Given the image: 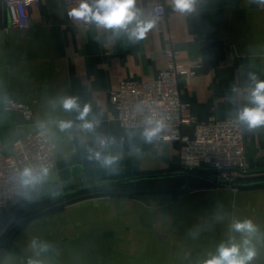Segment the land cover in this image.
I'll list each match as a JSON object with an SVG mask.
<instances>
[{
  "label": "crops",
  "instance_id": "crops-1",
  "mask_svg": "<svg viewBox=\"0 0 264 264\" xmlns=\"http://www.w3.org/2000/svg\"><path fill=\"white\" fill-rule=\"evenodd\" d=\"M152 1L138 0L146 15ZM78 4L42 0L29 10L30 26L18 29L11 26L0 0V147L8 154L15 140L46 128L56 143L58 161L84 150L105 151L110 157L139 161L141 171H163L179 163L181 144L149 143L142 130L120 124L111 95L122 81L157 77L168 66L166 49L174 47L177 62L196 71L181 80L182 98L193 116L207 122L212 116H236L247 103L249 72L264 80V5L198 0L193 13L179 14L166 0V17L132 44L124 34L113 36L70 17ZM66 96L91 105L89 118L95 114L99 119L94 132L58 129L57 120L75 117L60 107ZM6 98L30 105L32 119L6 112ZM129 133L135 135L130 139ZM245 137L247 163L264 162L261 128L248 131L245 126ZM58 180V169L50 171L42 189ZM190 189L177 197L143 193L74 202L26 222L9 240L11 247L0 249V262L28 264L33 258L29 243L38 238L55 248L39 257L45 264H202L231 234L233 220L251 219L261 236L255 264H264V192L234 193L216 184ZM217 216L223 219L218 222Z\"/></svg>",
  "mask_w": 264,
  "mask_h": 264
},
{
  "label": "built area",
  "instance_id": "built-area-1",
  "mask_svg": "<svg viewBox=\"0 0 264 264\" xmlns=\"http://www.w3.org/2000/svg\"><path fill=\"white\" fill-rule=\"evenodd\" d=\"M14 28L27 29L31 22L29 10L40 6L42 0H2ZM69 5L78 0H65ZM160 21L167 15L166 0H154L150 7ZM167 68L157 77L149 80H125L112 92L111 100L117 111V120L128 129L142 130L148 118L163 119L166 127L153 139L158 143L179 142L180 162L184 169L205 167L215 170V176L229 181L238 180L240 174L248 172V142L245 125L236 116L219 119L212 116L207 122H200L189 111L184 102L180 82L184 76H194L176 60L177 51L169 47L165 51ZM6 112L17 111L26 120H31L30 105L17 98L3 100ZM191 127L190 133L184 129ZM264 135V127H261ZM57 146L46 128L18 138L11 153L0 147V213L10 212L13 205L22 201L21 189L16 182L17 172L26 165L46 166L49 171L57 169ZM25 200V198H24Z\"/></svg>",
  "mask_w": 264,
  "mask_h": 264
},
{
  "label": "clouds",
  "instance_id": "clouds-1",
  "mask_svg": "<svg viewBox=\"0 0 264 264\" xmlns=\"http://www.w3.org/2000/svg\"><path fill=\"white\" fill-rule=\"evenodd\" d=\"M171 8L179 14H190L196 10L198 0H169ZM250 3L264 5V0H249ZM70 17L82 20L87 24L94 25L97 29L111 32L113 36L119 37L124 34L129 43L136 44L146 38L148 32L156 24L158 17L153 14L146 15L144 10L138 6V0H79L77 7L69 11ZM249 89L247 91V103L236 112V118L246 126L248 131H255L264 127V80L258 79L255 73H248ZM233 93L239 95L238 89H232ZM234 97L230 102L234 101ZM60 107L68 113H74V119L57 120L56 126L61 132L71 134L72 129L89 133L94 132L99 123L98 117L93 114L90 104L81 105L79 98L66 96L60 100ZM79 122V123H77ZM145 128L141 136L146 142H152L166 127L163 119L145 121ZM40 127L45 125L41 122ZM134 133H129L131 139ZM94 159L101 168H110L114 157L103 155L101 152L94 154ZM49 169L41 165L39 167L26 165L16 174V182L21 189V195L26 200L38 197L39 192L49 181ZM58 192H53V195ZM217 221L223 219L216 217ZM230 235L221 241L214 252H209L202 264H255L259 256L257 242L261 239L259 227L251 219L233 220L229 225ZM238 234V235H237ZM198 233H193V236ZM29 249L33 253L28 264H45L40 259L43 254L55 251L54 246L48 242L33 238L29 243ZM7 264V262H0Z\"/></svg>",
  "mask_w": 264,
  "mask_h": 264
},
{
  "label": "water",
  "instance_id": "water-1",
  "mask_svg": "<svg viewBox=\"0 0 264 264\" xmlns=\"http://www.w3.org/2000/svg\"><path fill=\"white\" fill-rule=\"evenodd\" d=\"M103 155L109 156L105 151H99ZM96 152L84 150L79 154H74L66 159L58 161V178L59 180L52 185L41 189L38 197L25 201L10 212L2 210L0 213V234L10 220L20 211L39 204H47L58 202L69 198L66 201L58 202L51 207L44 209L36 214L26 217L18 221L12 229L7 233L6 237L0 242V249L3 248L5 240L20 224L28 222L34 218L54 212L74 202L103 196H134L143 193H171L185 192L190 190V179L196 178L208 181L221 187L244 189V188H260L264 187V179L261 180H234L229 181L220 179L212 174L196 172L215 173L213 169L205 167H193L190 170L163 171L156 173H143L140 169V162L130 159L115 158L110 168H101L94 159ZM255 172H243L244 175L253 174ZM260 173H264L260 171ZM188 178L187 183L180 189L171 190H147V191H102L106 188L127 185L139 181L148 180H164L169 178ZM84 184V185H80ZM58 194L53 195V192ZM24 200V197L21 198Z\"/></svg>",
  "mask_w": 264,
  "mask_h": 264
},
{
  "label": "rangeland",
  "instance_id": "rangeland-1",
  "mask_svg": "<svg viewBox=\"0 0 264 264\" xmlns=\"http://www.w3.org/2000/svg\"><path fill=\"white\" fill-rule=\"evenodd\" d=\"M180 169L186 170L182 166V164L180 162V157H179V163L178 164L171 165L170 167H165L163 171L180 170ZM263 170H264V162H262V163L257 162V164H256V162L253 163V164H249V162H248V171L249 172H255L253 174H264V173H260V171H263ZM163 171H162V169H158L156 171H142V172H144V173H156V172H163ZM261 179H264V175H255V176H252L250 178V180H261ZM186 183H187L186 179H182V178H169V179H164V180H148V181L134 182V183L127 184V185H121V186H118V187L115 186V187H111V188H106L105 191L171 190V189H180V188L184 187ZM195 185H197V182L196 181L192 182V188H194ZM244 189H247L246 190L247 192L254 193V194H259V193L264 192V187H260V189H252V190H248L249 188H244ZM190 190H192V189H190ZM231 190L234 193H237V191H239L240 189L231 188ZM185 192H171V194L173 196L177 197V196H179V195H181V194H183ZM56 203L57 202L35 205V206H32V207H29L23 213L19 214L17 218L13 217L10 220V222L2 230V232L0 234V242H1V238H3V236L12 229V227H13L12 225L14 223L16 224L18 221H20V220H22V219H24L26 217H29V216H31L33 214H36V213H38V212H40V211H42L44 209H47V208L51 207L52 205H54ZM21 204H19V205H21ZM16 205H17V203L15 205H13V207L16 206ZM13 207L11 208V211L13 209H15ZM65 207H63L61 209H58V210H56L54 212H59V211L65 209ZM7 247L10 248L11 247L10 244L9 245L7 244L6 248Z\"/></svg>",
  "mask_w": 264,
  "mask_h": 264
},
{
  "label": "trees",
  "instance_id": "trees-1",
  "mask_svg": "<svg viewBox=\"0 0 264 264\" xmlns=\"http://www.w3.org/2000/svg\"><path fill=\"white\" fill-rule=\"evenodd\" d=\"M182 170V169H180ZM190 170V169H189ZM171 171H178V170H171ZM196 172H199V173H205V174H212L214 175L215 173H210V172H203V171H199V170H196ZM144 173V172H143ZM255 175H264V174H249V175H244V174H240L238 180H250V178L252 176H255ZM182 179H186V182L188 181V178H185V177H180ZM196 181L197 182V185L195 186H201V187H208V186H213L214 184L208 182V181H204V180H201V179H196V178H192L190 179V186L192 188V182ZM25 201H28V200H23V201H20L17 203L16 206H14L13 208H16L17 206H19V204L21 203H24ZM28 208L20 211L19 213H17L14 217H18L19 214L23 213L25 210H27ZM17 221V220H16ZM26 223V222H25ZM25 223H22L20 224L15 230L12 231V233L8 236V238L5 240L4 242V245L3 246H7V244L9 245V240L13 237V235L18 231L20 230L24 225ZM15 224V223H14ZM14 224L12 226H14ZM11 227V226H10ZM9 227V228H10ZM7 233L3 236V238H1V241L6 237Z\"/></svg>",
  "mask_w": 264,
  "mask_h": 264
}]
</instances>
